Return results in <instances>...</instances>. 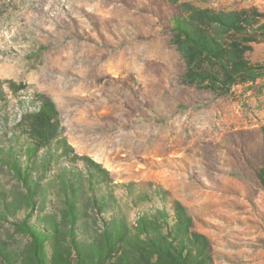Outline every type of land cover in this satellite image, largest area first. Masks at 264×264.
Wrapping results in <instances>:
<instances>
[{
	"label": "rangeland",
	"instance_id": "1",
	"mask_svg": "<svg viewBox=\"0 0 264 264\" xmlns=\"http://www.w3.org/2000/svg\"><path fill=\"white\" fill-rule=\"evenodd\" d=\"M182 14L264 64V0H0V264L27 249L26 190L8 159L25 165L23 118L42 96L73 148L49 165L36 153L43 183L63 167L86 175L90 159L113 197L97 217L134 225L179 202L213 264H264V73L230 89L204 78L217 65L175 30Z\"/></svg>",
	"mask_w": 264,
	"mask_h": 264
},
{
	"label": "trees",
	"instance_id": "2",
	"mask_svg": "<svg viewBox=\"0 0 264 264\" xmlns=\"http://www.w3.org/2000/svg\"><path fill=\"white\" fill-rule=\"evenodd\" d=\"M204 13L208 23L219 21ZM174 28L196 54L215 61V72L204 78L218 81L221 89L263 75L264 64L251 63L240 47L215 38L193 14L178 15ZM23 120L33 141L25 147L26 163L17 155L8 162L26 190L29 211L19 226L28 243L23 255L3 252L5 264H213L210 242L195 230L179 202L140 213L134 225L116 214L97 217L112 209L113 197L99 184L109 178V171L90 159H85L86 175L63 167L61 174L43 183L33 174L36 153L45 148L44 165H49L73 148L62 134L59 111L50 98L42 96L38 109ZM258 178L264 187V153ZM33 215L38 218L33 220Z\"/></svg>",
	"mask_w": 264,
	"mask_h": 264
}]
</instances>
